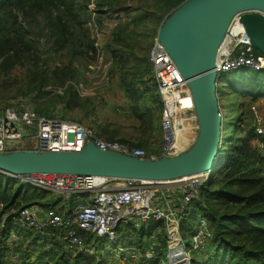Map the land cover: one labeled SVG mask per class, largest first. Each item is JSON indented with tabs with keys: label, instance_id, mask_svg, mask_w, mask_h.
Returning a JSON list of instances; mask_svg holds the SVG:
<instances>
[{
	"label": "trees",
	"instance_id": "16d2710c",
	"mask_svg": "<svg viewBox=\"0 0 264 264\" xmlns=\"http://www.w3.org/2000/svg\"><path fill=\"white\" fill-rule=\"evenodd\" d=\"M188 1L190 0H137L134 4L130 0L99 2L101 16L104 13H123L127 17L122 25H118L105 50L113 61L111 71L119 73L121 90L132 108V118L138 123L136 130L142 133L137 139V145L144 147L149 155L153 154L154 144L148 136L158 131V117L154 106L159 102L162 105L159 92L156 95L152 92L158 88L150 62L153 40L164 21ZM88 2L89 0H0V71L8 73L18 66L28 65L26 72L29 76H26L20 95L36 96L37 102L41 103L37 104L35 110L47 118L60 117L66 120L68 114L74 112L83 113L87 120L97 117L95 99L80 97L73 85L78 78L75 62L86 60L89 63L95 59V40L91 35L92 17L90 21L87 15ZM99 21L102 22V19ZM65 50L70 53L68 64L63 65L64 68L55 67L51 72L50 62L54 55ZM151 79L156 88L147 87ZM67 83L69 86L63 95L52 98V93L46 91L49 87H65ZM5 88L8 89L9 85ZM229 95L246 96L253 101L264 98V72L244 76L242 73L234 81H227L221 99ZM58 105L60 106L57 107ZM52 107L55 113L49 115L47 110ZM240 107L242 115L233 116L228 127L222 131L218 163L208 174V181L200 189L199 197L194 203V215L201 213L210 223L213 252L205 261L192 260V264H264V155L258 149L264 136H258L254 127L248 130L250 121L245 123V103H241ZM227 109L229 113L230 108ZM94 132L109 141L118 137L116 131L110 132L101 126L98 130L94 129ZM238 133L241 136L236 137L235 134ZM133 141L134 139L119 142L133 144ZM17 182L0 173V203L6 209L13 206L28 207L32 202H39L38 200H43L48 195L30 190L23 184L15 189L14 183ZM41 206L43 209H55L47 203ZM188 219L181 224L184 238L197 231V220L183 230ZM11 226V222L3 223L0 220V264H109L108 257L105 258L102 253L105 250L100 246L102 240L93 235L86 236L87 251L74 254L66 247L63 229L37 233L16 227L15 230L25 233L22 243L12 241L6 244V240H11ZM126 227L140 235L141 245L145 243V236L152 242L154 236L160 239L159 229L166 234L164 223L152 220L140 227L131 223L121 224L117 229L118 236ZM148 229L150 232L146 235ZM166 253L167 262L168 251ZM100 257L104 260L100 261ZM161 262L156 259L146 264H162Z\"/></svg>",
	"mask_w": 264,
	"mask_h": 264
},
{
	"label": "built area",
	"instance_id": "2783aa9c",
	"mask_svg": "<svg viewBox=\"0 0 264 264\" xmlns=\"http://www.w3.org/2000/svg\"><path fill=\"white\" fill-rule=\"evenodd\" d=\"M98 4L99 0H90L88 5L94 29L95 59L90 63L86 75L90 80L95 81V90L109 87L113 67V61L110 56L104 54L100 41L103 32L98 23ZM235 20L236 17L224 35L215 60V81L219 90L225 74L239 70L264 72V54L256 51L244 26L240 23L239 25L238 20ZM118 25V22L113 24L114 28ZM150 62L164 111L161 126L166 135V146L160 155L164 159L169 158L170 151L174 148L173 140L177 123L184 116L195 115L196 107L189 81L181 73L159 36L153 42ZM73 85L80 97L83 98L86 93L95 96L94 91H86L83 85ZM68 86L69 84L62 88L59 94L63 95ZM217 96L220 99V92ZM252 113L257 135L264 136V114L256 107H252ZM219 115L223 122L224 109L221 102ZM28 143L31 144L30 151L39 154H80L90 145H94L104 152L120 153L140 160H158L143 149L102 139L92 129L79 123L63 120L60 117L42 116L29 100H21L13 107L7 108L0 116V155L16 152L18 145ZM258 149L264 155V141L258 144ZM9 178L33 190L45 192L54 199H61L66 204L75 202L74 208L66 205L62 211L56 208L45 210L35 205L19 208L13 206L6 209L5 205L0 203V220L3 223L11 222L13 226L37 233L63 229L66 247L74 254L87 251L86 236L89 234L99 239L108 238L118 244L117 229L121 224L134 222L136 227H140L141 224L152 220L164 222L171 245L169 250L171 249L172 253L175 249L183 250L185 253L181 224L185 219L193 216L192 205L198 199L200 189L208 181V174L194 176L185 181L180 207L166 205L167 207L158 209L155 208L154 201L158 200L160 191L148 186L146 182L57 174H24ZM157 239L158 237L154 236L149 248L140 255L145 263L157 258L160 249ZM211 240H213V231L210 223L205 216H201L198 219L197 231L190 240L191 250H201ZM124 251L125 248H119L120 253ZM131 252H135L134 258L139 257L135 250ZM185 256L189 260L186 253Z\"/></svg>",
	"mask_w": 264,
	"mask_h": 264
},
{
	"label": "water",
	"instance_id": "95a60500",
	"mask_svg": "<svg viewBox=\"0 0 264 264\" xmlns=\"http://www.w3.org/2000/svg\"><path fill=\"white\" fill-rule=\"evenodd\" d=\"M247 1L252 0H190L175 12L158 35L189 81L194 94L196 114L200 113V109L203 113L205 139L201 145H196L182 156L155 161L104 152L94 145L80 154L16 151L0 155V173L8 177L57 174L138 182H167L210 174L218 163L223 137V122L219 115L220 99L217 96L220 90L216 85L214 72L215 60L226 31L236 15L242 12ZM197 7H202L204 12V33L200 48L190 46L178 53L170 45V35L185 16ZM240 21L254 48L264 54V23L257 19L246 20L245 16ZM172 254L170 249L169 264ZM181 256L182 261L177 264H190L183 250Z\"/></svg>",
	"mask_w": 264,
	"mask_h": 264
},
{
	"label": "rangeland",
	"instance_id": "374dc122",
	"mask_svg": "<svg viewBox=\"0 0 264 264\" xmlns=\"http://www.w3.org/2000/svg\"><path fill=\"white\" fill-rule=\"evenodd\" d=\"M130 1L132 4H134V2H136L137 0H130ZM89 2H88V5H89ZM88 5H87V15L91 21V16L88 11ZM98 10H99V4H98ZM98 14H99L98 23L101 25L100 28H101V31L103 32V35L100 40L101 45H103L104 54L106 56H109V54L106 53L105 47L107 46L108 43H110V41L112 40L113 33L117 29V28H114L113 24L115 22H118L120 26L127 20V17L123 13H121L120 15L113 14V13H104L103 16H101V10L99 11ZM250 14H255V13H253L252 10H243L242 12L237 14L236 20H238V24L239 23L242 24L240 20L243 19L244 16L247 17ZM258 14L262 15L261 13H258ZM173 16L174 14L173 15L171 14V16L168 17L164 21V23L161 25V27L157 31L156 37L159 35V33L163 30V28L166 26V24L171 20ZM100 19H102V22L99 21ZM91 27H92L91 35H92V39H94V29H93L92 24H91ZM69 55L70 53L68 50L62 51L60 54L56 53V55H54V58L50 62L51 72L55 69V67L64 68L63 65L68 64ZM90 63L91 62L87 63L86 60H79L78 62H75L74 68L78 69V78L75 84L83 85L86 91H89V90L94 91L95 96H89L90 93H86V95L85 94L83 95V98L92 97L95 99L94 102H95V105L97 106V117L96 118L92 117L87 120L83 116V113L74 112V113L68 114L67 116L68 119L66 120L73 122V123H79L86 128L92 129L93 131L94 129L98 130L100 126L104 128L105 130H109L110 132L116 131L118 134L117 135L118 137L111 138V139H115L114 141H118V142L121 140L130 142L132 139H134L133 144H129V145L143 149L144 151L147 152V150L144 147L137 145L138 143L137 139L141 137L142 133L136 130V128L138 127V123L136 119L132 118L133 117L132 112H131L132 108H130L131 106H129V101L126 98L123 91L121 90L119 73L117 71H114V72L111 71L112 81L109 87L99 88L95 90V86H94L95 81L90 80V78L86 75ZM27 67L28 65H25V66L21 65V66H18L15 70L8 72V73L0 71V87H2L0 88V116L4 113V111L7 108L13 107L17 101L29 100L31 105L34 108L37 106V104L41 103V102H37V99L35 98L36 96L32 95L29 97H25L23 95H20V89L26 83V79H27L26 76L28 75L26 72ZM242 73L244 76V75H249L250 73H254V72L251 70H239V71L230 72L228 74H225L222 77V80L220 82V96H222L223 89H225V83L231 80L234 81V79L239 77ZM6 85H9L8 89L5 88ZM67 85L68 83L65 86ZM153 86L154 88L157 87L156 84L151 79L149 80L147 87L150 89ZM62 88L64 87H49L46 89V91L51 92L53 95L52 98H54V96L60 95L59 93ZM157 91H158V88L154 89V91H152L154 92L153 95H156L155 93ZM220 102L224 109L223 129H226L228 127V122L229 123L231 122V119L233 118V116L240 117V115H242V112L241 114L239 112L241 110V107H240L241 103H245V111H244L245 123H248L250 121L248 130L253 129L254 127L252 107H256L257 109H259V111L262 114H264V98L259 99L257 101H253L252 98L250 97H246V96L239 97L236 95L235 96L229 95L225 99H221L220 97ZM59 106L60 105H58L57 107ZM154 107H155V110L157 112V117H158V131L152 134V136H148V137H149V140L152 141L154 144L152 148V153H153L152 156H155L158 160H162L163 158H161L160 155L162 154L166 146V135L161 130V122H162V118L164 115V111H163V106L160 104V102L156 103ZM193 107H194V104H193ZM227 107L230 108L229 113H228ZM49 109L47 110L49 115H52L53 113H55V109L53 107ZM236 112L239 114L234 115L233 113H236ZM227 113H228V117H227ZM200 125H201L200 117L199 115L196 114V112H195V115L193 114L190 117L184 116L181 118V120L176 125L175 137L173 140V144L175 145H174V148L170 151L169 158L182 156L195 148V146L197 145L201 137L202 130H201ZM91 127H93L94 129ZM227 132L229 133L230 130ZM235 136L236 137L241 136V134L238 133V134H235ZM30 146H31L30 143H28L27 145L20 144L17 146L16 149L20 152H27V151H30ZM198 176H202V175H198ZM190 179L191 178L188 177V178L167 181V182H146L148 186H152L160 191V194L158 195L159 197L158 200L156 199L154 201L155 208L156 209L164 208L166 205H169L171 207L174 206L177 208L180 207L181 200H182V189L186 183L185 181L190 180ZM21 186H22V183L19 181L17 183H14L15 189H18ZM26 187H25V190H26ZM30 190H33V189L30 188ZM31 205H34V204L31 203ZM192 207H194V204L192 205ZM200 214H195V215L193 214V216L191 217L192 220L191 218L187 220V222L183 226V230H186L185 227L190 226V224H192L196 220L198 223V219L201 216H203L202 214L201 215ZM131 224L134 225V222H131ZM11 227L13 228V229L11 228L10 230L11 240L8 239L5 241V243L6 244L10 243L13 240H15V242H18L19 244L22 243L23 235L25 233L23 231L15 230L16 226H11ZM149 232L150 231L148 229L146 230L145 234L147 235ZM158 233H159L160 239L158 238L156 242H158L160 245L159 246L160 252H158V256L156 259L159 261L161 260L162 264H169V247L171 245L169 242L170 240L167 234V229H166V234L161 229L158 230ZM0 234H1V230H0ZM119 236L120 237L118 238H120V241L118 242V244L112 242L108 238L100 239L102 240L100 242V246L102 248H105V250L101 252L104 254L103 256H105V258L108 257L109 264L110 262L114 264H142L143 262L144 264L145 262L141 259L140 255L149 248L152 241H150V239L145 236L146 238L145 243L141 245L142 243L140 241V235H136V233L132 231V229H130L129 227L124 228ZM12 237H13V240H12ZM182 237H183L182 244L184 245L185 253L187 254L190 260V264H192V260L203 262L212 254L213 247H214L213 240L207 242L205 248L201 250H197V251H192L191 241H190L192 236L188 234L184 238L183 233H182ZM117 246L119 248H125L126 251H124L123 253H120L119 248ZM140 248H142V250ZM130 249L135 250L137 252V255H139V257L134 258L133 256L135 252H131ZM166 251H168L167 262H166V254H167ZM162 257L164 260H162ZM102 260H104V258L100 257V261Z\"/></svg>",
	"mask_w": 264,
	"mask_h": 264
},
{
	"label": "bare ground",
	"instance_id": "6f19581e",
	"mask_svg": "<svg viewBox=\"0 0 264 264\" xmlns=\"http://www.w3.org/2000/svg\"><path fill=\"white\" fill-rule=\"evenodd\" d=\"M254 9V10H253ZM243 10H252L255 14H250L246 17V20L257 19L264 23V2L261 0L247 1L244 5ZM262 15H259L258 13ZM204 33V12L202 7L195 8L192 12L187 14L183 19L182 23L172 32L169 38L170 45L172 48L181 53L187 47L196 46L200 48V43ZM249 40V38H248ZM200 122H201V139L198 145H201L205 139V121L203 113L200 109ZM203 127V129H202ZM182 261L181 251L174 250L171 257V264H177ZM182 264V263H181Z\"/></svg>",
	"mask_w": 264,
	"mask_h": 264
},
{
	"label": "crops",
	"instance_id": "0c3cea01",
	"mask_svg": "<svg viewBox=\"0 0 264 264\" xmlns=\"http://www.w3.org/2000/svg\"><path fill=\"white\" fill-rule=\"evenodd\" d=\"M39 202H41V203H43V204H45V203H47V204H51V205H53L56 209H58V210H63V208L66 206V205H68V206H70L71 208H74L75 206H76V204H75V202H71V203H68V204H66V203H64L61 199H54L51 195H46L45 197H44V199L43 200H38ZM34 202H36V201H34ZM39 202H36V203H33L35 206H37V207H39V208H41L42 206L41 205H43V204H41V203H39ZM31 203V202H30ZM45 210H47L46 208H44Z\"/></svg>",
	"mask_w": 264,
	"mask_h": 264
}]
</instances>
